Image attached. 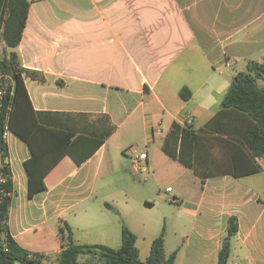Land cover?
I'll list each match as a JSON object with an SVG mask.
<instances>
[{"label": "crops", "instance_id": "0c3cea01", "mask_svg": "<svg viewBox=\"0 0 264 264\" xmlns=\"http://www.w3.org/2000/svg\"><path fill=\"white\" fill-rule=\"evenodd\" d=\"M10 51L44 76L23 75L34 110L106 114L115 126L81 163L63 156L45 175L46 188L31 196L24 166L30 149L9 131L7 230L19 246L57 255L64 242L59 226L67 222L75 243L116 247L123 222L144 260L156 234L139 235L125 222L146 198L144 185L135 188L129 174V147L138 143L147 158L132 175L148 173L143 180L177 200H169L177 212L162 227L165 253L176 251L174 264H215L230 216L237 231L229 264H264V158L257 159V173L202 181L161 150L172 122L190 119L200 128L220 108L235 73L264 60V0H29L18 45L3 44V56ZM79 232L87 238L79 240Z\"/></svg>", "mask_w": 264, "mask_h": 264}, {"label": "trees", "instance_id": "16d2710c", "mask_svg": "<svg viewBox=\"0 0 264 264\" xmlns=\"http://www.w3.org/2000/svg\"><path fill=\"white\" fill-rule=\"evenodd\" d=\"M29 7V0H0V40L5 48L16 47L20 41ZM0 72L9 76L12 95L0 112V264H14L26 260L28 264H80L79 256L90 254L94 261L87 264H174L176 251H164L163 229L150 244L147 257L139 259L136 235L121 222L120 244L75 243L72 232L63 222L59 233L64 240L55 261L41 262L43 255L19 246L8 234L7 217L12 191V176L7 160L8 152L2 132L6 126L23 139L30 149L24 166L28 174V194L46 188L45 175L65 155L76 164L91 155L113 133L115 126L108 115L74 112L36 111L33 109L23 81V75L42 81V73L24 68L18 56L10 51L0 58ZM264 74V60L248 61L245 70L237 71L220 102L218 111L200 128L172 122L161 150L170 159L192 170L202 181L218 175L235 178L260 171L257 159L264 158V85L257 79ZM179 95L186 99L188 92ZM186 92V93H185ZM204 138V143H200ZM215 149L219 153H215ZM203 154H200V152ZM110 207V204L105 203ZM237 231L236 217L227 220L226 236L216 255L215 264H226L230 252V238ZM4 237V238H3ZM3 243L6 250L3 249Z\"/></svg>", "mask_w": 264, "mask_h": 264}, {"label": "rangeland", "instance_id": "374dc122", "mask_svg": "<svg viewBox=\"0 0 264 264\" xmlns=\"http://www.w3.org/2000/svg\"><path fill=\"white\" fill-rule=\"evenodd\" d=\"M3 57V42L0 40V58ZM224 74H228L230 71L226 68H224ZM256 83L258 86L264 85V74L260 79L256 80ZM135 144H133L134 146ZM139 152V149L137 148L134 153H132V157ZM130 176L137 182L138 186H134L135 188H139L141 190V185H144L143 191L146 198H142L144 200L141 201V198H139L138 203L135 204L133 207L129 209V212L127 213V216L125 218V222L129 223L130 225H134L137 233H142L143 235H155L156 236L160 233L162 227L169 226L170 219L172 218V215H174L177 210V205L174 203H169V199L171 196H169V192H165L163 187H157L154 183L149 182L147 180H143L142 178L146 176L149 177L148 173H141L140 178L138 176H133L132 167L129 171ZM261 184L264 185V175L262 177ZM140 197V196H139ZM149 204V205H148ZM151 204V205H150ZM110 210H112L114 207H109ZM127 219V220H126ZM120 225V224H119ZM116 226V225H115ZM140 235V234H139ZM76 236L78 239H85L86 233L81 234L76 233ZM111 241V240H107ZM110 243V247H115V245ZM108 246V245H107ZM55 253L50 252L49 256L47 257L50 261H55ZM80 264H87V261H94V258H91L90 254H83L80 255L79 258ZM227 263H230V259L227 261Z\"/></svg>", "mask_w": 264, "mask_h": 264}, {"label": "built area", "instance_id": "2783aa9c", "mask_svg": "<svg viewBox=\"0 0 264 264\" xmlns=\"http://www.w3.org/2000/svg\"><path fill=\"white\" fill-rule=\"evenodd\" d=\"M12 91H13L12 83L10 81L9 76L0 72V112L4 106L9 108V105L5 104V103L7 101H9V96L12 95ZM190 123H191L190 119H187L184 122V124H187V125ZM8 133H9V129L5 126L3 129V132H2V137L5 141H6ZM138 147H140V145L138 143H136L134 146L133 145L130 146L129 149L132 153H134ZM146 158H147L146 152L143 150H139V152L136 153L131 158V167H132L133 174H136V175L138 174L139 170L141 169L140 162L145 161ZM3 180H4V178L0 173V183L3 182ZM0 191H1V189H0ZM166 191H171V187H167ZM169 200L172 202L177 201L176 198H174V197H171ZM3 249L6 250L5 243H3ZM30 257H32V254L27 255V258H30ZM47 261H48L47 257L43 256L41 258V262H47ZM14 264H28V262L23 259V260L14 262Z\"/></svg>", "mask_w": 264, "mask_h": 264}]
</instances>
